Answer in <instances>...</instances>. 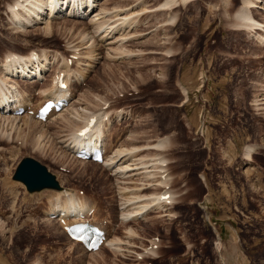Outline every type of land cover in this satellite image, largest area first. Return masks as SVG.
Segmentation results:
<instances>
[{
	"label": "rangeland",
	"instance_id": "1",
	"mask_svg": "<svg viewBox=\"0 0 264 264\" xmlns=\"http://www.w3.org/2000/svg\"><path fill=\"white\" fill-rule=\"evenodd\" d=\"M15 1L0 0V75L11 53L25 60L50 54L38 88L64 71L73 100L34 132L23 121L0 120V264H264V44L255 31L234 28L242 0H185L171 11L160 7L167 0H99L96 10L107 9L101 16L109 24L100 34L91 17L65 11L51 19L50 32L47 19L20 26L10 9ZM255 12L264 21V12ZM66 61L69 73L61 70ZM37 92L32 105L42 101ZM82 113L107 114L99 118L105 155L122 150L119 165L136 170L115 174V167L70 153L57 134L69 139L84 125ZM23 157L43 163L63 190L94 206L89 217L103 223L107 239L119 240L120 251L110 243L87 251L47 220L50 201L70 196L28 192L12 177ZM166 190L171 204L167 198L164 208L125 219ZM156 235L158 251L145 255Z\"/></svg>",
	"mask_w": 264,
	"mask_h": 264
},
{
	"label": "bare ground",
	"instance_id": "2",
	"mask_svg": "<svg viewBox=\"0 0 264 264\" xmlns=\"http://www.w3.org/2000/svg\"><path fill=\"white\" fill-rule=\"evenodd\" d=\"M184 1L185 0H167L163 4V6H160V7L164 8L165 11L166 10L168 11V9L170 10V8L171 9H175L176 7L179 6V3H184ZM98 5H100V1L99 0H16L15 3H13V5H11L10 9H11V13L13 15L12 18L16 19L17 21L16 20L15 21L20 26H28L34 20L35 21L36 20H44L45 21L47 19L46 23H48V24L46 25L45 30H47L49 32H50V28L53 29L52 26L54 25V24L51 23V19H54L53 17L58 16V14L60 15L61 11H65L66 12V16H74L75 15L74 17L77 16V17H80V18L85 17V16H87L88 18L91 17V21H90L91 23L90 24L92 26H94L93 27L94 28V32L97 33L104 27V24L105 25H106V23L108 24V22H106V23L104 22L105 20L103 21V19H105L106 17L104 18L103 16H101L103 13H107V11H106L107 9L106 10H100L99 12H97L98 10H96V7ZM231 5H232V2H231ZM258 10L261 11V12H264V0H242V8L240 7L239 10H237V12L233 9V11H235V13H236L235 14V19H234L235 22H233V25H235L236 27H234V26L233 27L238 29V30L240 29L241 30V31H239L240 33L242 31L246 32L247 30H248V32H249V30L255 31L254 32L255 36L260 40L258 42L264 44V35L262 36L260 33H258L259 30H263L264 31V21L260 20V22H259L255 18V15H256L255 11H258ZM113 13H115V12H112V14ZM222 13H223V11H222ZM108 14H111V13L109 12ZM229 14L231 15V13H229ZM43 15L45 16L44 19L42 18ZM224 15H226V14H224ZM233 16H234V13H233ZM222 17H225V16H222ZM128 18H129L128 16L127 17L125 16L124 17V21L128 20ZM257 19H259V18L257 17ZM167 20H168L167 23L171 24L172 20L170 18H168ZM174 20H176V19H174ZM223 20H225V19H223ZM232 21H233V19H232ZM128 23H132V22H130V20H129ZM120 27H121V25H120ZM115 28H112V30L115 29ZM112 30H108L107 31V29H106V31H107V33L109 35L111 33L112 34L116 33L115 31L112 32ZM238 30H236V31H238ZM100 33H101V31L99 32V34ZM113 37H116V36L113 35ZM119 37H117L116 40H112L111 39L112 40L111 42L114 43V42H118V41H123L124 38H126L125 36L124 37L122 36L121 38H119ZM84 38H85V40L87 39L86 36H84ZM102 39H103V37H102ZM104 41H105V37H104ZM87 42L84 43L86 45V48L89 46V45H87ZM197 43H198V41H197ZM121 44H122V42H121ZM168 45L170 47L168 48L169 50H168L167 53L170 55V57H173V55L176 54V53L173 52V46H171V41H170V43ZM47 55L48 56H45L43 54L41 56V55L38 54V57L34 55L35 57L32 56L31 58H28L27 60L20 59V58H14V59H10V60L4 62L3 64L1 63L2 64L1 67L4 68V70H3L4 71V75H0V107L2 106V108L0 109V120L2 121V123L5 121V122H9L10 125H11V124H14L15 121H17V122L23 121L24 125H25L24 128L28 129L29 132H34V130H35L34 126L35 125L44 124V121L36 118L35 115L31 116L28 113L20 115L18 113L17 114L15 113L16 107L21 106V105H24V106L30 105L31 101H32V96H35L36 94H38L37 91H39V94L42 95V97L44 98V101L48 100V98H59V97H62V98L66 97V98H70V100H73L72 99L73 98V96H72L73 93L71 91V84H70V87H68L67 89H64L63 91H60L58 88H56V86L53 83H52L53 85H51L50 87H49L50 84H47L46 86H44V88H40V89L38 88V86L41 85V82H40L41 79L45 78V75H46L45 73L47 72L46 70L48 68H50L49 70H51V65H50L51 62L50 61H52V58L50 57V54H47ZM68 63H69V61H68ZM68 63L66 61L65 64H64L65 66L62 67L61 70H64L63 68H67V70L66 69L65 70L68 71L69 70L68 68H70ZM171 63L173 64V62H171ZM182 64H184V61H183ZM68 73H69V71H68ZM15 76L18 77L17 79H20L19 83H17V84L14 82ZM66 81L70 82L68 80V78H66ZM77 81H79V80H77ZM32 90H33V92L30 93ZM68 94H69V96H68ZM40 105L41 104L35 106V112L38 109L37 107H39ZM261 105H263V104H261ZM30 109H32V108H30ZM79 112H73V113L77 114L79 116ZM81 112L85 113V111H81ZM85 114L82 113L80 115V117L81 118L83 117V119L85 120L84 121L85 122L84 125L78 127V129L73 131V133H72V135L70 136L69 139L66 138L67 134H63V132H62V134L60 132L57 134V137L59 138L60 142L61 143L65 142L67 149L70 151V153L73 152L74 156H75V152H74L75 149L76 150H81V149L96 150V148H98L99 146L105 148L103 130H102V127H101V123H102L101 120L102 119L98 118L97 120L94 119V121H93V119H92L93 116L92 115L87 117ZM87 114H88V112H87ZM52 115H54V113H52L48 117V119L46 121L47 123H48V121H53V120L57 121L58 120L56 118V116L54 118V116H52ZM83 115H85L86 117L83 116ZM100 118H102V117H100ZM70 119H75V117L71 116ZM78 119H80V118H78ZM89 121L92 123L89 133H85L84 135H80L79 136L78 133L80 132V130L84 126H86L88 124ZM32 134L33 133H31V135ZM163 143H164V141H163ZM162 146H163V144L161 145V143L158 142L157 145L153 146V147L156 149V148H161ZM125 153L126 152H124L122 150H117L115 152V156L113 155V157H111L110 155H109L110 156L109 157L106 154L105 155L106 157L105 158L103 157L104 158L103 162L109 168L110 167H112V168L115 167L114 168L115 174L118 173V172H121V171H122V174H123L126 171L129 172L128 170H136L137 168H132L133 165H131V164L126 165V167L125 166L122 167V163H121V165H119L120 161H122V159H124V157H123L124 155L123 154H125ZM247 154H248L247 155L248 158L251 159V157H252V149L251 150L249 149ZM82 161H85V160H82ZM86 162H88V161H86ZM91 162L94 163V161H92V160H91ZM154 166H156V164ZM148 172H151V171H148ZM133 175H135V174H133ZM151 177H154V175H152ZM160 178H161V176H160ZM166 181L167 180L163 179L162 181H160V184H165ZM57 192H58V195L63 196V198L66 197V196H70V197L67 198V199L64 198L63 201H60L59 199H57L56 201L54 200L53 202L50 201L51 202L50 206H49L50 209L47 210V212H46V216H47L46 219L47 220L52 221V219H50L51 218L50 216H51V214L53 212H63L64 213V216H63L64 219L63 220H65V219H66V221L68 220L67 221L68 224L74 223V222L70 221V217L74 216V217L82 218L84 213L89 212V210L94 207V206L90 207V205H88V203L85 204L84 201L78 200L77 198H75V194L70 193V191L68 192L67 190H63L62 189V190L57 191ZM166 193H168V195H166ZM163 194H165L164 196L169 199L167 201H170V204H171V200H172L171 192L167 191V190L165 191V193L164 192H159L157 195H152L149 200L146 199L147 200L146 204L144 203L142 206H137L136 205V208L133 211L132 210H131V212L127 211L126 215H125V219L134 218V217L137 218V216H139V215L143 216L148 210H150V209H152L154 207H158V208L162 207V208H164V206H166L165 204H168V203H165L166 201H164V200H166L167 198H165L163 196ZM60 196H58V197H60ZM55 198H57V197H55ZM173 198H174V196H173ZM136 199H138V198L136 197ZM130 200H132V199H130ZM130 200L127 199V202L130 203L129 202ZM133 201H134V199H133ZM125 204H127V203H125ZM130 206L131 205L127 204V206H125V208L126 207H130ZM132 207H134V206H132ZM132 207L130 209H132ZM127 210H129V208ZM143 212H145V213L142 214ZM124 214H125V212H124ZM73 220L78 221V219L77 220L73 219ZM110 240L111 239H107V241H105L104 243H106V244L110 243L109 246L112 248V250L114 249V250L120 251V249L117 247V245L119 244V242H118L119 240H117V241H116V239H113L112 241H110ZM75 242L77 244L80 243L79 241H75ZM119 246H120V244H119ZM91 251L94 252L95 250L92 249ZM151 252L155 253V251H151Z\"/></svg>",
	"mask_w": 264,
	"mask_h": 264
},
{
	"label": "water",
	"instance_id": "3",
	"mask_svg": "<svg viewBox=\"0 0 264 264\" xmlns=\"http://www.w3.org/2000/svg\"><path fill=\"white\" fill-rule=\"evenodd\" d=\"M20 161L13 177L15 180L22 181L29 192L34 193L50 188L61 189L57 176L43 163L30 157H24Z\"/></svg>",
	"mask_w": 264,
	"mask_h": 264
}]
</instances>
